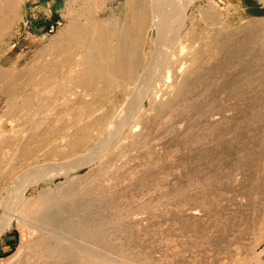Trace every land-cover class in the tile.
I'll list each match as a JSON object with an SVG mask.
<instances>
[{
  "label": "bare ground",
  "instance_id": "bare-ground-1",
  "mask_svg": "<svg viewBox=\"0 0 264 264\" xmlns=\"http://www.w3.org/2000/svg\"><path fill=\"white\" fill-rule=\"evenodd\" d=\"M21 1H23V0H0V44L3 41V38L8 33V31L10 30L14 21H16L15 17H16L17 11L19 9V4L21 3ZM191 1L192 0H146V2H148V6L151 4L149 9L151 10V26H152V29L154 32V36H153V40H152V49H150L149 55H151V53H152L153 45H155L156 43H159V47L155 50L156 52L154 53L153 59H152L151 63L149 64V66L147 67L146 73H144L141 78L139 76H140V73L143 69L142 67H144V66H142V67L140 66V65H142V45H143V41H144V38L146 35V30H147V28H149V23H150V17L148 15L150 13V10H148L147 3L144 2V0H124V6H125L124 9H125L126 15L124 14L125 17L122 20L123 24L121 25L118 23L120 26L113 25V23H112V25L110 24V26L105 27L103 22H101V24H100V23H98L99 21H97V20H93V21L91 20L92 22L90 21V24H87V25H89V27L88 28L85 27V28H87V29H85L82 26H85L86 23L81 22V24H80L78 21H76V19L75 20L70 19L71 21L69 22V24L66 25L67 29L65 30V35H64L65 39L63 40L64 42H62L60 45L56 46L50 53H46L45 56L43 57L44 60H42L40 62H36L35 66L31 67L29 72H26V74L24 72H21L20 69H16L13 66L12 67H3L0 65V102L3 103V106L5 108H8L7 113L5 112V114H8V117L6 118V120H3L4 123H2V124L0 123V125H1L0 126V161H2V163L0 162L1 163L0 165H2V166H0L1 175H2V173L5 175L7 174V171H6L7 165L12 166V162L16 158H19V157L25 158V157L31 155L33 151L40 150L41 147L42 148L45 147L44 150L56 155L57 157L63 156L61 154L66 155V153H67V157L63 156L61 158V160H59V161L69 159V158L74 157L76 155L83 154L87 151L88 152H90V151L96 152L97 148L95 146L89 147L88 149H86L82 152H79L78 154L76 151L77 146H79V144H81L82 140L85 139V136L87 134H89L88 131L91 128H93V127L88 128V126H91V125H89L90 123L88 125H86V124L82 125L81 128L77 127L74 129V131L72 130V132H70V131L68 132L69 127H71V126H67V125L64 126L65 124L62 125V123L59 125L60 127L59 126L57 127V129H55L56 126L54 127V129H52V127H50V124L52 122V115H50V111H48L49 108L46 109V107H49V106H45V108H43L44 104L49 105V103H45L46 101H44V104H43V102H42L44 99H46V97L48 98V96H47L48 93H50L52 91H55V93L61 92L62 88H64V87H65V89L67 88L66 86H63V83H64V82H62L63 78L65 77L67 70L70 67H72L71 64L73 65L76 62L75 64L77 65V61L79 60V58H82V57H84L83 59L85 62L84 63L85 66H87L85 69H83L84 71L82 70V72H83V74H81L82 76L78 77L77 74H75V76L71 75L72 78L76 77V75H77V79H75V80L79 83V84L77 83L78 85H81L80 83L87 84L86 83L87 81H90L89 83L92 85L93 83L91 80H93V81H97V82L99 81V82H101V84L103 82V84H105L107 87L110 88V90H112V89H117L120 85H122V83H124L128 77L130 79V81H128V84L126 85V89L124 91L125 97L129 96V94L131 95L133 90H135V88L136 89L138 88L140 91L142 90V92L147 93L145 101L150 103L149 106L151 104H152V106L154 105V107H153L154 112L151 111L152 108H150V107H152V106L148 107V108H150V110L149 109L148 110L153 112L154 116L153 117L148 116V118H146L147 113H150L149 114L150 116H152L151 115L152 113L149 111L146 113L147 110L146 111L143 110L144 103H145V101H144L141 104L138 111L136 112L135 116L130 121V123L123 130L121 136L116 141H114L111 145H109L107 148H105V146L107 144H110V141H112L116 132L121 127L122 118H119L118 123H116L113 126V128L110 129L108 131V133H106V135H104L98 141V142H100L99 146H101V148H99V151L101 152V154L98 156V158L95 161H93V162L89 161L87 166L96 162V164L98 166H100V168H102L103 166L106 167L107 164L110 163V161H112L111 159L115 156H116L117 161H118V159L120 157V156H118L119 152L122 153V150H125L129 146L128 143H130L129 141H131V139H134L133 138L134 136H136V135L139 136V133L137 132L138 133L137 134L136 131H139V129H140L141 125H139V124H140L141 120H143V121L146 120V121H144V122L142 121V122L147 124V125L153 123L154 117H156V118L158 117V119H162V118L167 117V118H165V119H167L166 121L170 120L168 118H171V119L174 118V120H175V117H174L175 115L173 114L174 110L178 114H183L182 113L183 108H185V109L187 108L186 110L188 112L184 109L187 112V114H186V112L184 114H186L188 116L189 109H192L193 111H195L194 108L197 107L196 108L197 110L195 111V113L199 114V117L202 116L203 118H201V120L203 119L204 123H205V124L201 123L202 124L201 126H203L202 131H204V133L202 134V132L199 129H198V131H200V132H197V131L194 132L195 130L192 131L193 129H191L190 132L185 131L184 129H186L189 126L185 122H184L185 124H181V123H183V121H182L183 116L179 117V120L176 118L179 121V123L175 122V123H177L176 124L177 126L175 125L176 128H173L174 125L172 126L173 129H176L175 131L174 130L173 131L174 132L177 131L176 134H178L180 132H182V133L186 132L185 137H187L188 136L187 134H189L188 137H190V139H188V137H187V139L184 138L185 141L190 140L188 142H190L191 144L193 142L196 145H198V147L202 146L200 148L205 149L204 144L208 143L207 145L209 146V142H210V145L213 144L214 147H215V145L219 146L222 144L223 141L224 142L226 141L225 138H228L229 140H227V141H229V142L230 141L232 142L233 140H235L238 143L240 142L239 145L236 143L238 146H240L241 143L244 145V143L248 142V140L249 141H255L256 140V142H255L256 144H257V140L259 143H260V141H264V138H262V136L258 135L260 132H261L260 134H262V132L264 131V108H263L264 106L262 108H260V106H261L260 101L261 100L264 101V94L263 95L261 94L262 92H264V42H263V44L261 43L260 48L258 47L259 49L258 48L256 49L257 51L254 52V55L250 54V55H252V56H250L252 59L251 58H249V59L245 58V56H247V55H244V58L248 59V60H245V59H244L245 61L241 60L242 64H240V61H239L241 59L240 57H243V54L241 52L244 50V45L250 46L249 45L250 43L255 42L259 38L260 34H258V33H261L262 35H264V30L259 29L262 26H259L258 23L254 22L252 20L249 21L247 24L245 23L246 29L249 30V33L245 32V33H248V35H245L247 37L240 40V45L237 44L238 47L234 48V50L233 49L227 50V51L233 50L232 52H227L226 49H224L225 48L224 47V43H225L224 40H226V35H223V34H225V33H223V34H212V35H210V38L208 36V38H209L208 42L205 40L204 41L197 40L200 37H195L196 39L194 37H191L194 39L188 38L189 41L188 40L184 41L185 39L183 38L182 34L180 35V34H178V32H179L180 26L183 22L184 16H186L185 13H186V9L188 7V4ZM142 3H144L143 6H141ZM174 11H175V13L177 11L180 13V14H178L179 15L178 20H176V17H177L176 14L177 13L175 14V16L173 15ZM79 16H80V14H79ZM147 18H148V20H147ZM207 19H209V18H207ZM118 20H117V22H120ZM111 21H113V20H111ZM114 22H116V21H114ZM173 26L176 27L175 32H173V30H174ZM226 33H228V32H226ZM168 34H170L168 36L169 39H166ZM242 34H244V33H242ZM183 35H184V33H183ZM235 35H236V33L234 34V36ZM188 36H189V34H188ZM176 37L178 38V39H176V44L174 45V47L171 48L170 46H171V43L173 42V38H176ZM236 38H237V36H236ZM227 39H228V37H227ZM233 39H231V40H233ZM262 39H264V38L262 37ZM238 40H235V41H238ZM228 42H229V40H228ZM242 45H243V48H241ZM233 46L235 47L236 45H233ZM252 47H254V49H255V46H252ZM71 48L72 49L77 48L78 53H76L75 51L73 52V50ZM79 48L84 49L83 54L80 53L81 57H79L80 56L79 55ZM213 49H214V51H216V50L219 51L221 53V57L215 64L212 63L210 66H208L207 62L209 63L212 59H214V57H213L211 60H209L211 53L213 56V52H214V51L212 52ZM246 52L248 53V51H246ZM246 52H243V53H246ZM249 52H251V51H249ZM240 53L242 54V56L241 55L239 56L240 59L238 60V62H236L237 60L234 61V62H236L235 66L240 64L239 67L237 68L238 70L236 69L238 71V74L236 73L237 75L235 74V77L231 78L228 81L225 80L227 82H224V83L221 82L220 87L222 84V88H219V87L218 88L220 89V91H221V89H223V91H226V92L231 94V97H228L230 94L227 95V99H223V98H226V96L225 97L220 96L222 98L223 102H229L228 100L232 97L238 98V99L240 98L239 100L237 99V101L243 100V98H244L245 99L244 100L245 102L243 105L244 107L241 106L242 108H244V109H242L243 111L240 110L239 115H237L238 112H236V111L237 110L239 111V108H241L240 106H238L237 110L235 108L236 111L235 110L233 111L230 106H229L230 108L228 106H224V105H227L228 103L227 104L223 103L224 104L223 105L224 107H223L221 105L222 104L221 102H220L221 104L216 103V105H220V106L213 105V106H215V108L220 107L219 109H217V108L215 109L213 106L212 107L215 110H213L212 108H210L211 110H209V108L207 109V107L211 105V102H209L210 99L209 98H208L209 100L205 99L208 96L202 97V95H204L203 94L204 91L208 92V90H207L208 85H210L211 83H214L215 80L218 81L219 79L213 78L214 81L211 83H209L210 82L209 80H211V77L214 74H216L218 71H221L222 68L226 65V63H229L228 62V61H230L229 58H231L232 56H235V55L237 56V54H240ZM149 57L150 56H148V58ZM77 58H78V60H77ZM148 58L146 57V60H145L146 62L149 60ZM231 60H233V59H231ZM80 61H81V59H80ZM146 62H144V63L146 64ZM232 63L233 62H231V64ZM139 66L141 67V69ZM235 66H233V67L235 68ZM138 67H139V69H138ZM79 68H78V70H79ZM71 69L72 68H70V70H69L70 73H71ZM143 71H145V70H143ZM72 74H73V71H72ZM217 74L215 77H217ZM219 74H221V73H219ZM67 77H68L67 79H71V78H69V75ZM89 79H91V80H89ZM59 81H61L62 83ZM64 84L66 85L67 83H64ZM77 84H75V85H77ZM84 84H82V85H84ZM214 86L211 87V89H210L211 91H212V89H214ZM217 86H218V84L216 83V87ZM80 88H81V86H80ZM197 88H199V91L197 90L198 93L196 92ZM215 89H217V88H215ZM95 90H97V89H95ZM70 91H71V89L68 92H70ZM75 91H78V90H75ZM71 92H73V91H71ZM191 92H192V94H191ZM247 92H248V95H245ZM55 93H54V95H55ZM62 93L66 94L67 92H65L63 90ZM62 93H61V95H62ZM75 93H77V92H75ZM75 93L73 92V96L77 95ZM78 93L80 94V92H78ZM209 93L210 92H208L205 95L210 96L212 93H215V92L212 91L211 94H209ZM217 93H219V92H217ZM223 93L225 94V92H223ZM223 93H221V94H223ZM56 94H58V93H56ZM219 95H220V93H219ZM213 96H216L218 98V96L215 94ZM55 97L53 99H56ZM77 97H79V96L77 95ZM35 98H36V101H35ZM83 98H87V97H83ZM83 98H81V99H83ZM51 99H48V100H51ZM59 99H61V98H59ZM214 99H216V98H214ZM214 99H212V102H214L216 100L221 101L220 99H216V100H214ZM78 100H79V98H78ZM86 100L87 99H85V101ZM192 100L195 102L193 103ZM224 100H226V101H224ZM233 100H235V99H233ZM85 101L81 102L82 103L81 107L86 109L88 107V105H90L91 102L87 103L90 100L87 102H85ZM237 101L235 100V102H237ZM48 102H50V101H48ZM235 102H232V103L236 104ZM59 103H61V102H59ZM62 104H65V103L62 102ZM194 104L196 107L193 108L192 106ZM229 104H230V102H229ZM238 104H240V103H238ZM52 105H56L55 102ZM231 105L233 106V104H231ZM240 105H242V103ZM180 108H181V110H180ZM75 109H76V107H75ZM80 113H82V112H80ZM171 114H173L174 116L168 117ZM191 114L192 113H190V115ZM1 116H2V114H1ZM177 116H180V115H177ZM2 117H4V116H2ZM142 117H144V118H142ZM188 117H190V116H188ZM193 117H194V115H193ZM180 118H182V119H180ZM195 118L196 117H194L193 119L195 120ZM59 119H61V118H59ZM74 119H76V118H74ZM158 119H156V121ZM196 119H198V118H196ZM66 120H67V118H66ZM92 120L93 121H90L91 124L94 122V119H92ZM104 120H107V119H104ZM164 120H162L163 122H160V123L164 124V122H166ZM174 120H172V124H173ZM187 120H192V119L189 118ZM0 121H2L1 118H0ZM79 121H81V120H79ZM192 121H191V123H192ZM106 122H108V121H105L104 124H107ZM196 122L198 123V121H196ZM58 123H59V121H58ZM194 123H195V121H194ZM145 124H142V125H145ZM186 124H187L186 128L181 126V125H186ZM166 125H167V123H166ZM151 126H154V125L152 124V125L148 126L147 128H149ZM254 126H258L259 128H262V129H260L261 131L259 130L260 132L258 131L257 132L258 134L253 131L254 133L250 134V136L248 134H247L248 136H244L245 135L244 130H246V128H247V131L249 130V127H251L250 129L254 128V130L256 128L258 129V127H254ZM137 127H138V130H137ZM141 127L146 129V127H144V126H141ZM205 127H207V128H205ZM172 128H171V132H172ZM199 128H201V127H199ZM203 128H205V129L203 130ZM165 129H166V127H165ZM257 129H256V131H257ZM183 130H184V132H183ZM249 131H252V130H249ZM154 132H156V131H154ZM56 133L61 134V135H59L61 137V138H59V141H57V139H56V136H57ZM148 134H150V133H148ZM156 134H158V133H156ZM164 134L170 135V133L167 134L166 132ZM171 134H173V132ZM54 135H55L56 140L54 139ZM178 135L176 137H178ZM170 137H172V136H170ZM183 137H184V135H183ZM144 138H145V136H144ZM155 138L157 139V137H153L152 139H155ZM160 138L161 137L159 136L158 140H160ZM141 139L145 140L143 138H141ZM166 139L170 140V139H168V137ZM236 139H238V140H236ZM135 141H136V139H135ZM160 141L161 142L164 141L163 138ZM160 141H158V142H160ZM131 143H132L131 145H135V144H133L134 142L131 141ZM183 143H184V140H183ZM261 143H263V142H261ZM159 144H161V143H159ZM185 144H186V142H185ZM224 144H226V143H224ZM231 144L232 143H230L228 145H231ZM151 145H154V144H151ZM151 145H150V147H151ZM186 145H188L187 148L190 147L189 143ZM253 145L254 144H252L251 146H253ZM62 146L64 148L65 147L67 148L66 153L65 152L62 153L63 152ZM225 146L226 145H223L222 147H225ZM155 147L156 146H153L151 148L155 149ZM191 147H193V146H191ZM214 147H211V148L214 149ZM37 148H40V149H37ZM218 148H220V147H218ZM228 148H231V147H228ZM149 150H151V149H149ZM149 150H146V151H149ZM242 150H244L243 147H242ZM242 150H240V151H242ZM218 151H220V150H218ZM234 151H235V149H234ZM261 151H264V149ZM158 152L156 151V153H158ZM220 152H216V153H220ZM223 152L224 151H222V153ZM201 153H202V151H201ZM230 153L228 150V154H230ZM234 153H237V152H234ZM246 153H249V155H247V156H250V153L252 154L254 152H251V150H250V152L248 151ZM246 153H245V156H246ZM154 154L155 153H153V155ZM207 154H208V152H207ZM214 154H215V152H214ZM119 155H121V154H119ZM149 155H151V153ZM157 155H155L153 157H149L151 159L149 160L148 164H152L151 168L154 167L153 165H156L155 163H157V165H158V162L161 161V159L159 160L160 157L158 156L159 157L158 158ZM238 156H240V155H238ZM245 156L244 155L241 156V158L244 157L242 160L245 159ZM252 156H254V155H252ZM252 156H250L249 158H252ZM199 157H201V156H199ZM55 158L51 159L50 161H56ZM146 158H147L146 162H148V157H146ZM156 159H158L157 162L155 161ZM262 159L263 158H261V160ZM261 160H259V161H261ZM117 161H114V162H117ZM251 161H254V159H252ZM248 162H246V163H248ZM111 163L113 164V162H111ZM255 163H253V164H255ZM159 164L162 165L160 162H159ZM30 165L27 164L26 167H23L19 170L17 169L18 171H16V170L14 172L12 171V173H10L11 175H9V173H8L9 176H7V178L8 177L9 178L7 179V182L4 181L5 184L0 188V197H2V195L5 193L6 194L5 195L6 200L8 199V202H9V206L4 211V212H9V215L4 216V213L3 214H2V212L0 213V221H1L0 222V230L4 226L2 222H5L3 217L8 216L9 221L6 224V227H9L12 219L15 216H17L18 214H20L21 218H23L24 220L27 221L29 227L31 228V229H29L30 230L29 234H31L30 235L31 237H30V239H28V242L25 246L20 247V248L24 247V249H23V251L21 249L18 252L19 256L15 255L17 257H15L14 260H16V261L13 264H158L157 259L156 260H154L153 258L149 259L145 254L142 255L139 252H138L139 254L137 255L136 254L137 251H136V253H134L133 252L134 249L131 248V250H130V245H128L129 246L128 247L127 245L124 244V241L127 242L126 244H128V243L130 244V241L124 240L123 236L120 237V235H118V237H120L121 239L123 238L121 240V241H123L122 243L120 242V240H119L120 243L118 241L117 242L114 241L115 238L116 239L118 238L117 234H116L117 231L115 233L116 235L111 234L112 232H114L116 229H119V230L121 229L122 231H125L127 233V232H129V228H131V226H129V225L135 223L136 226H142V225H137V224L141 223V220L143 219L141 215H140V217H138L136 215L131 214V212L128 214L127 213L128 210H126L128 204L126 205L125 203H122V204L118 203V201L119 200L121 201V199H122V198L119 199V195H118V194H120V193H118L119 188H121V189L123 188V186L117 188V184L114 181V180H118L116 178L118 176H115L114 180L112 179L114 182L110 181L111 178L110 179L108 178V180L98 182L97 185L92 187L91 185H94L95 184L94 182H93L94 184L86 182V180L84 182V180L79 179L80 176L76 175L75 174L76 172L75 173L72 172L73 173L72 174V173L68 172V170L67 171H65V170L55 171L53 173H50L49 178H45L44 181L50 180V179H53V178H56L59 176H65V178H66L65 181L63 183L56 185V187H53L52 189H50L48 191L46 190L42 195H40V198L36 202H34L35 201L34 200L33 201L34 203L31 202L32 204L31 203L26 204L25 203L26 193L31 188L30 186L28 187V185L32 182L37 183V180H38L37 178H39V177H36L38 174L33 173L31 170H29L27 173H22L23 171L28 169ZM157 165H156V167H157ZM244 166H245V163H244ZM147 167L150 168V166H147ZM248 167H250V166H248ZM97 168L98 167L96 166V169ZM116 168H117V166H116ZM252 168H254V167H252ZM8 170H10V168ZM235 170H237V169H235ZM96 171H98V170H96ZM144 171H146V170H144ZM147 171H149V170H147ZM156 171H158V170H156ZM251 171L253 172L254 170H251ZM248 172H250V171H248ZM92 173H94V172H92ZM251 173H249V174H251ZM261 173H263V170ZM30 174H34V175H30ZM218 174H220V173H218ZM147 175H149V173ZM183 175H184V173H183ZM253 175L255 176L256 174H253ZM257 175H259V174L257 173ZM97 176H99V175H97ZM139 176L144 178L141 175H139ZM167 176H168V173H167ZM186 176H187V174H186ZM31 177H34L36 179H34V178L30 179ZM81 177H82V175H81ZM109 177H110V175H109ZM134 177L135 176L132 177L133 180L135 179ZM140 177H138V178H140ZM256 177H258V176H256ZM146 178H148V177H146ZM252 178H254V177H252ZM260 178H262V177L260 176ZM204 179H205V177H204ZM262 179H264V178H262ZM10 180L13 181V183H15V185L17 186V187L15 186L16 187L15 191H13L12 188L7 187V184L11 182ZM103 180H104V178H103ZM44 181H42V182H44ZM121 181L125 182V181H123L122 178H121ZM165 181H167V180H165ZM200 181H202V180H200ZM117 183H120L119 180ZM127 183H123V184H125L124 186H126ZM131 183L133 184V182H131ZM180 183H182V182H180ZM191 183H192V181H191ZM154 184H156V183H154ZM161 184H162V182H161ZM119 185H121V184H119ZM129 185L130 184H128L126 187L128 188ZM126 187H124V189H126ZM177 187H179V186H177ZM190 187H191V185H190ZM197 187H199V186H197ZM197 187H195V188H197ZM156 188H158V187H156ZM184 188H186V187H184ZM230 188H232V187H230ZM207 189H208V187H207ZM159 190H160V188H159ZM184 190H186V189H184ZM194 190H192L191 192H193ZM202 190H203V188H202ZM189 191H190V189H189ZM203 191H205V190H203ZM154 192H155V190H154ZM181 192L183 193L182 190H181ZM181 192H180V194H181ZM177 193H179V192H177ZM183 194H181V195H183ZM121 195H123V194H121ZM190 195H193V194H190ZM203 195H205V194H203ZM205 196H207V195H205ZM125 198L124 199L127 200V197H125ZM159 198H161V197H159ZM145 199H147V198H145ZM179 199H181V198H179ZM188 200H189V198H188ZM191 201H193V200H191ZM196 201H198V200H196ZM127 203H129V202H127ZM194 203H196V202H194ZM181 204H183V203H181ZM133 205H130V206H133ZM143 205L145 206V204H143ZM192 207H194V205L191 206V208ZM182 208L183 207H181V209ZM111 209L116 210V211L112 210L113 213L112 212L110 213ZM186 209H190V208H186ZM152 210H153V208H152ZM191 210H194V211H191ZM186 211H188V210H186ZM141 212H143V211H141ZM175 212H177V211H175ZM190 212H191V214L197 213L196 208L190 209ZM124 213H126V214H124ZM181 214H183V213H181ZM185 214H187V212ZM157 215H159V214L157 213ZM174 215H177V214H174ZM147 216H145V217H147ZM125 219H126V221H125ZM23 223H24V221H23ZM142 227H144V226H142ZM136 229L137 228H135V231H136ZM137 231H139V230L137 229ZM130 232H133V231L131 230ZM256 232H257L256 233L257 235L255 234L256 239L263 237L264 236V225H263V227L260 228V230H258ZM118 233H120V232H118ZM124 234L125 233H123V235ZM129 234L130 233H128L127 236ZM138 234L136 233L134 235H138ZM139 235L136 237L139 238ZM130 236H131V234H130ZM120 238H118V239H120ZM132 238L134 240V237H132ZM256 241H259V240H256ZM256 241H254V242H256ZM133 242H135V241H133ZM236 242L237 241H235V243ZM229 243H231V242H229ZM248 246H247L248 249H253L251 247L249 248ZM226 247H228V246H225V248ZM233 247H237V246L234 245ZM244 247H245V245H244ZM228 248H230V247H228ZM233 249H236V248H233ZM135 250H137V249H135ZM225 251L222 253H225ZM242 252H244V250ZM242 252H240V253H242ZM250 253H252L251 250H250ZM228 256L231 257L230 254ZM228 256H227V258H229ZM234 257H236V256L234 255ZM250 257H252V256H250ZM253 257H254V255H253ZM223 258L225 259V257H223ZM251 259L256 260L257 258H251ZM228 262H229V260H228ZM248 262H250V260H248ZM251 263H254V262H252V260H251ZM254 264H257V263H254Z\"/></svg>",
  "mask_w": 264,
  "mask_h": 264
},
{
  "label": "rangeland",
  "instance_id": "rangeland-1",
  "mask_svg": "<svg viewBox=\"0 0 264 264\" xmlns=\"http://www.w3.org/2000/svg\"><path fill=\"white\" fill-rule=\"evenodd\" d=\"M144 2H146V0H144ZM146 3H147L148 10H150L149 8H150L151 4L148 6V2H146ZM143 4L144 3H142L141 6H143ZM124 7H125L124 6V0H86V1L85 0H23L19 4V9H18L17 14H16L17 18L15 17L16 21H14L10 30L8 31L6 36L3 38V41L0 44V65L3 67H12L13 66L16 69H20L21 72H24L26 74V72H29L31 67L35 66L36 62H40V61L44 60L43 57L45 56L46 53H50L56 46H58L62 42H64L63 40L65 39L64 38L65 37L64 36L65 30L67 29L66 25L69 24V22L71 20L76 19V21H78L80 24H81V22L86 23L85 26H82L83 28H85V27L88 28L89 25H87V24H90L91 20L92 21L97 20V21H99L98 23H100V24H101V22H103L105 27L110 26V24L112 25V23H113V25L120 26L119 24H121V25L123 24L122 20L124 19L125 15H126ZM175 11L173 12V15L175 16V14L177 13L176 14V16H177L176 20H178V17H179L178 14H180V13L178 11L175 13ZM78 13L80 14V16ZM148 15L150 17V23H149V28H147V30H146V35H145L143 45H142V65H140L141 67L144 66V67H142L143 68L142 71L144 70L145 65H146L144 63V62H146L145 61L146 57L148 58V56H150L149 53H150V49H152V40H153V36H154V32H153V29L151 26V10H150V13ZM185 15L186 16H184L183 22H182L180 29H179V32H178V34H180V35L182 34L183 38L185 39V40L183 39L184 41H187V40L189 41L188 38H191V37H194V38L200 37L197 40H200V41L205 40L208 42L210 35L225 33L223 35H226V40H224L225 41V43H224L225 48L224 49H226V51L228 49L234 50V48H236V47H238V45H240V40L247 37L245 35H248L249 30L246 29V24L249 21L252 20V21L258 23L259 26H262L259 29L264 30L263 29L264 28V26H263L264 25V0H192L188 4ZM207 18H209V19H207ZM111 20H113V21H111ZM117 20L120 22H117ZM147 20H148V18H147ZM114 21H116V22H114ZM175 26H173L174 27L173 32H175V30H176ZM87 28H85V29H87ZM226 32H228V33H226ZM245 32H248V33H245ZM183 33H184V35H183ZM235 33H236V35L234 36ZM242 33H244V34H242ZM188 34H189V36H188ZM258 34H260L259 38L255 42L250 43L249 44L250 46L244 45V50L242 49L243 51L241 52L243 54V57H240L241 59L239 58L240 55L242 56L241 53L237 54V56L234 54L235 56H232L231 58H229L230 59V61H228L229 63H226V65L222 68V70L217 72L218 74L219 73H221V74L218 75L216 73L217 77H215L216 74L213 75L214 77L213 76L211 77V80L213 78H217V79H219L218 80L219 82L217 80L214 81V79L212 81L209 80L210 81L209 83H211L213 81H214V83H211L210 84L211 86L208 85L207 90H208V92H210L209 94H211L212 91L215 93H212L209 96V95H205L208 92L204 91V93H203L204 95H202V97L208 96L205 99H208V98L210 99V100L209 99L208 100H209V102H211V105L208 106L207 109L208 108H209V110H211L210 108H212L213 110H215L216 108L219 109L220 107L215 108V106H220V105H216V103L219 104L220 102L222 103V104L220 103L222 106L224 104L228 103L227 105H224V106H228V107L230 106L233 111L235 110V108L237 110L238 106L244 107L243 106L244 102H245L244 98H243V100H240V101H237L238 98H233V97L230 99L228 98L229 99L228 101L230 102V104H229V102H223L221 97L226 96V98H223V99H227V95H229L230 93L223 91V89H221V91H220L219 88H222V84L220 87L221 82L222 83L227 82L231 78L235 77V74L236 73L238 74L237 68L239 67L240 64H242V61L245 58H248V59L251 58L250 56H252V55H250V54L254 55V52L257 51L256 49L258 47L260 48L261 43L263 44L264 39H262V37L264 38V35H262L261 33H258ZM169 35L170 34L167 35L166 39H169L168 38ZM208 36H209V38H208ZM229 36L230 37L232 36V37L230 38ZM236 36H237V38H236ZM227 37H228V39H227ZM194 38H191V39H194ZM176 39H178V38L177 37L173 38V42L171 43V46H170L171 48L174 47V45L176 44ZM231 39H233V40H231ZM228 40H229V42H228ZM235 40H238L239 42L235 41ZM233 45H236V46L234 47ZM252 46H255V49ZM241 48H243V45ZM72 50H73V52L75 51L76 53H78L77 48H74ZM233 50H230L227 52H232ZM213 51H214V49L212 50V52ZM246 51H248V53ZM249 51H251V52H249ZM83 52H84V49L79 48V55H80L79 57H81L80 53L83 54ZM243 52H246L247 54L243 53ZM244 55H247V56H245V58H244ZM213 57H214V59H212ZM220 57H221V53L217 50L214 51L213 56H212V53L210 54L209 60L212 59L210 61L211 63L207 62V65L210 66L212 63L215 64L220 59ZM83 58L84 57L79 58V60L77 58V60H78L77 65L75 64L76 62L73 65L71 64L72 67L69 66L70 68H72L71 73L69 72L70 68L68 67L69 68L67 70L68 73L66 72L65 77L63 78V81L61 80L62 82L67 83L66 85L63 83V86H66L67 88L66 89H65V87L62 88V91L64 90L67 93L65 94V93H62V91H61V92H56V93H58V94H56L55 91H52V92L48 93V95H47L48 98L46 97L47 100L44 99L42 101L43 104H44V101H46L45 103H49V105L44 104L43 108H45V106H49V107H46V109L49 108L48 111H50V115H52V122L50 124V127H52V129H54L55 126H56L55 129H57V127L61 123H62V125L65 124L64 126H66V125L71 126V127H69L68 132L69 131L72 132V130L74 131V129L77 127L81 128V126L84 124L88 125L90 123L89 125H91V126H88V128L93 127L88 131L89 134H87L85 136V139L82 140L81 144H79V146H77V148H76L77 154L79 152H82V151L88 149L93 144H95V142L99 141L104 135H106V133H108V131L110 129L113 128V126L116 123H118V120L120 118L119 113L121 111V107L125 103L126 98L128 97V96L125 97L124 91L126 89V85L128 84V81H130V79L127 77V80L124 83H122V85H120L117 89H112V90H110L109 87H107L105 84H103V82L101 84V82L98 81L99 82L98 83L97 81H93L91 79H89V80L92 81V83H93L92 85L89 83L90 81H87L86 82L87 84L80 83L81 85H78L79 83L75 79H77V75H78V77L82 76L81 75V74H83L82 70L87 67L84 64L85 62H84ZM80 59H81V61H80ZM231 59H233V60H231ZM248 59H245V60H248ZM238 60L240 61V64L236 65L237 66L236 67L235 64H236V62H238ZM234 61H236V62H234ZM231 62H233V63L231 64ZM233 66H235V68ZM139 67H138V69H139ZM141 67H140V69H141ZM78 68H79V70H78ZM72 71H73V74H72ZM75 74H77L76 77L72 78L71 75L75 76ZM66 75L67 76L69 75V78H71V79H67L68 77ZM225 80H227V81H225ZM61 81H59V82H61ZM215 82L218 84L217 87H216ZM75 84H77V85H75ZM82 84H84V85H82ZM80 86H81V88H80ZM212 86H214V89H212V91H211L210 89ZM215 88H217V89H215ZM70 89L74 93L77 92L75 94H77L79 97H77V95L73 96V92H71V91H70L71 93L68 92ZM95 89H97L98 91ZM75 90H78V91H75ZM197 90L199 91V88L196 89V92H197ZM78 92H80V94ZM217 92H219L220 95ZM223 92H225V94ZM54 93H55V95H54ZM61 93H62V95H61ZM221 93H223V94H221ZM191 94H192V92H191ZM214 94L217 95L218 98L216 96H213ZM261 94L263 95L264 92H262ZM81 95L83 97H87V98H83ZM245 95H248V92ZM54 97L57 100L53 99ZM80 97L83 99H81ZM210 97L212 99H214V98L220 99L221 101L214 99L216 101L213 100L214 102H212V99ZM228 97H231V94ZM59 98H61L62 100ZM78 98H79V100L80 99L81 100L79 101ZM48 99H51V100H48ZM85 99H87V100L85 101ZM233 99H235L237 102H235V100H233ZM83 100L85 102L90 100L87 103L91 102L90 105H88V107L86 109L81 107L82 106L81 102H84ZM35 101H36V98H35ZM48 101H50V102H48ZM53 101L55 102L56 105H52V104H54ZM224 101H226V100H224ZM59 102H61V103H59ZM62 102L65 104H62ZM192 102L194 103L195 101L192 100ZM232 102H235L236 104H234ZM263 102L264 101H262V100L260 101V103H261L260 108H262L264 106ZM238 103H240V104L242 103V105H240ZM149 104L150 103H148L147 101H145V103H144L143 110L144 111L147 110L146 113L150 110V108H152L151 111L154 112V110H153L154 105L152 106V104H151L150 106H152V107H150ZM231 104H233V106ZM213 105H215V106H213ZM75 107H76V109H75ZM148 107H150V108H148ZM192 107L193 108L196 107L195 104ZM242 107L239 108V111L235 110L236 112H238L237 115H239L240 110L243 111L242 109H244V108H242ZM196 108H194L195 111L197 110ZM184 109L185 108H183V112H182L183 114L187 111L186 110L187 108L185 109L186 111ZM7 110H8V108H5L3 106V103L0 102V118L2 120V121H0L1 124L4 123L3 120H6V118L8 117V114H5V112L7 113ZM180 110H181V108H180ZM151 111H149V112H151ZM195 111H193L192 109H189L188 116H190V117H188L186 115L188 111L186 112V114L183 115V114L176 113V111L174 110L173 114L175 116L173 114H171L168 117L174 116L175 120H174V118H172V119L168 118L170 120L166 121L167 119H165V118H167V117L162 118V119H158V117L157 118L154 117L153 123H151L149 125L143 123L146 120H144V121L141 120L139 125L146 127V129L140 126L139 131H136V133L137 132L139 133V136H137L135 134L136 136L133 137L134 139H131V141L134 142L133 144H135V145H131L132 143H131V141H129L130 142V143H128L129 146L125 150H122V153L119 152V154H121V155L118 154V156H120L118 161H117V158L115 156L111 159L112 161H110V163H108L106 167L103 166L102 168H100V166H98L96 164V162H94L93 164L87 166V168L80 169L78 171H75L76 173L75 172H73V173H75L76 175H79L80 176L79 179L84 180V182L86 180V182H89L92 184L95 183L94 185H91L92 187L97 185L98 182L108 180V178L109 179L111 178L110 181H112V182L115 181V183L117 184V188L123 186L122 189L119 188V192H118V193H120V194H118L119 199H121V198L122 199H121V201L119 200L118 203H120V204L125 203L126 205L128 204L127 205L128 209L126 208V210L129 211V212L127 211L128 214L131 212V214L136 215L138 217H140V215H141L143 219L141 220V223H139L137 225H142L144 227L136 226V224L134 223V224L129 225V226H131V228H129V232H127V233L120 229L123 233H125L124 234L125 236L123 235V233L119 229H116L111 234H115L117 231V233H116L117 237H118V235H120V237L123 236L124 240H129L130 244L129 243L126 244L127 243L126 241H124V244L127 246L130 245V250H131V248L134 249V251L132 250L134 253H136V251H137V253H136L137 255L139 253H141L142 255L145 254L149 259H152V258L154 260L157 259L158 264H250L251 260H252V262L257 263V264L258 263L264 264V260H262L258 256V248L261 246V244L264 243V236L256 239V235H257L256 231L260 230V228L263 227V225H264V182H263L264 179H262V178H264V167H263L264 166V151H261L264 149V146H263L264 141H260V143H259L257 140V144H256L255 143L256 140L255 141H249L248 140V142L245 141L247 143V144L244 143L245 146L242 143L240 146H238L240 144V142L238 143L235 140H233L232 142L231 141L229 142V141H227L229 139L225 138L227 142L226 141L222 142L223 145H226L225 147H222L223 145L221 144L219 146L215 145V147H216L215 148L214 145L213 144L210 145V142H209V146L207 145L208 143H206V144L203 143L205 149L200 148L202 146L198 147V145H196L193 142L191 144L190 142H188L190 140L185 141V139H187L189 134H187L188 135L187 137H185L186 132L185 133L180 132V133H178L179 134L178 135V134H176L177 131L174 132L176 129H173V128H176L175 125L177 123H179V121H178L179 117L183 116V119L180 118L183 121V123H181V124L187 123L189 126V127H187V124L181 125L185 128L187 127L186 129H184L185 131L190 132V130L193 129L192 131H194V130H195L194 132H196V131L200 132L201 131L203 134L204 133V131H202L203 126H201L202 124H205L204 120L203 119H202L203 121L201 120V118H203V117L202 116L199 117V114H196ZM80 112H82V113H80ZM153 112H151L152 116L149 115L150 113H147L146 118H148V116L153 117L154 116ZM190 113H192V114L190 115ZM1 114L4 117H2ZM176 114L180 115V116H177ZM193 115H194V117H196L198 119L195 118V120H194ZM59 118H61L62 120ZM66 118H67V120H66ZM74 118H76V119H74ZM142 118H144V117H142ZM189 118L192 119L193 121L187 120ZM92 119H94V122H95V123L93 122L94 124L93 123L91 124V122H90V121H93ZM104 119H107V120H104ZM156 119H158L159 121L158 120L156 121ZM79 120H81V121H79ZM162 120H164L166 122H164V124L160 123V122H163ZM172 120H174L173 124H172ZM58 121H59V123H58ZM105 121H108V122H106L107 124H104ZM191 121H192V123H191ZM194 121H195V123H194ZM196 121H198V123ZM175 122H177V123H175ZM166 123L169 127L166 125ZM142 124H145L146 126L142 125ZM152 124L154 126L147 128L148 126H150ZM172 126H173V128H172ZM165 127H166V129H165ZM199 127H201V128H199ZM254 127H258V126H254ZM171 128H172L173 134H171L172 133ZM205 128H207V127H205ZM205 128H203V130ZM250 128L251 127H249V130H252V131L248 130L249 131L248 132L247 128H246V130H244L245 131L244 136H248V135L250 136V134H252L254 132L257 133L260 129H262V128L258 127V129L256 128L257 129V131H256V129L254 130V128H252V129H250ZM198 129L200 131H198ZM137 130H138V127H137ZM153 130L156 132H154ZM184 130H183V132H184ZM164 131L167 134L170 133V135L164 134L165 133ZM263 132H262V134H260L261 132L259 134L258 133L257 134L262 136V138H264ZM148 133H150V134H148ZM156 133H158V134H156ZM56 135H57L56 139H57V141H59V138H61L59 135H61V134L56 133ZM165 135L170 140H167L166 139L167 137ZM177 135H178V137H176ZM183 135H184V137H183ZM144 136H145V138H144ZM159 136L161 137L160 140H162V138H163L164 141L161 142L160 140H158ZM170 136H172V137H170ZM153 137H157V139L156 138L152 139ZM141 138H143L145 140H142ZM54 139H55V135H54ZM135 139H136V141H135ZM188 139H190V137H188ZM183 140H184V143H183ZM236 140H238V139H236ZM158 141H160V142H158ZM185 142H186V144L189 143V146H190L189 148H187L188 145H186ZM261 142H263V143H261ZM159 143H161V144H159ZM224 143H226V144H224ZM230 143H232V144L228 145ZM251 143L254 144L253 145L254 147L251 146L252 145ZM151 144H154V145H151ZM150 145H151V147L156 146L155 149L151 148ZM191 146H193V147H191ZM211 147H214V149H212ZM218 147H220V148H218ZM228 147H231V148H228ZM242 147L244 150H242ZM238 148L242 151H240ZM37 149H40V148H37ZM44 149H45V147L44 148L41 147L40 150L33 151L31 155H29L25 158L24 157L16 158L12 162V166L7 165V168H6L7 174L5 175L2 173V175H1V173H0V175H1L0 178L2 179V180L0 179V188L5 184L4 181L7 182V179L9 178V177L7 178V176L11 175L10 173H12V171L13 172L15 170L18 171L19 169L26 167L27 164H29V165L31 164L30 166H32V165L37 164V163L50 161L51 159H53L55 157H56L55 158L56 161L61 160V158L63 156L67 157V153H66L67 148L66 147L65 148L63 147V152H62V153L65 152L66 155L61 154L63 156H58V157L56 155L44 150ZM149 149H151V150H149ZM215 149L216 150L218 149L221 152L218 150L216 151ZM234 149H235V151H234ZM146 150H149V151H146ZM228 150H229V153L230 152L232 153V154L230 153L232 156L230 154H228ZM250 150H251V152H254L252 154L250 153V156L254 155V156H252V158H249L250 156H247V155H249V153H246L248 151L250 152ZM156 151L157 152L159 151L158 152L159 154L156 153ZM201 151H202V153H201ZM222 151H224L223 152L224 154L222 153ZM207 152H208V154H207ZM214 152H215V154H214ZM216 152H220L222 155L220 153H216ZM234 152H237V153H234ZM150 153H151V155H149ZM153 153H155V154L153 155ZM245 153H246V156H245ZM152 155L153 156L157 155V157L158 156L160 157V158L158 157L159 160L161 159V161H159V162L162 165H160L159 162H158V165H157V163H155L158 168L156 167V165H153L154 167L151 168L152 164H148L149 160L151 159L149 157H153ZM238 155H240V156H238ZM243 155L245 156L244 160H242L244 157L241 158V156H243ZM199 156H201V157H199ZM146 157H148V162H146L147 161ZM260 157L263 159L261 160ZM252 159H254V161H251ZM157 160L158 159H156L155 161L157 162ZM259 160H261V161H259ZM114 161H117V162H114ZM0 162L2 163V161H0ZM111 162H113L114 165ZM246 162H248V163H246ZM244 163H245V166H244ZM253 163H255V164H253ZM146 165L150 166L151 169L149 167H147ZM0 166H2V165H0ZM96 166L98 167L97 169H96ZM116 166H117V168H116ZM248 166H250L251 168L252 167H254V168L251 169ZM9 168H10V170H8ZM235 169H237V170H235ZM96 170H98V171H96ZM144 170H146V171H144ZM147 170H149V171H147ZM156 170H158V171H156ZM251 170H254V171L252 172ZM262 170H263V173H261ZM248 171H250V172H248ZM92 172H94V173H92ZM8 173H9V175H8ZM148 173H149V175H147ZM167 173H168V176H167ZM183 173H184V175H183ZM218 173H220V174H218ZM249 173H251V174H249ZM257 173L259 175H257ZM186 174H187V176H186ZM253 174H256V175L254 176ZM81 175H82V177H81ZM97 175H99V176H97ZM109 175H110V177H109ZM139 175L143 176L144 178L140 177ZM115 176H118L116 178L119 180L120 183H117L118 180H114ZM133 176H135L134 180L132 179ZM256 176H258V177H256ZM260 176L262 178H260ZM138 177H140V178H138ZM146 177H148V178H146ZM204 177H205V179H204ZM252 177H254V178H252ZM103 178H104V180H103ZM121 178L125 182H122ZM65 179H66L65 176H59V177L41 182L34 187H31L26 193L25 203L29 204L31 202L32 203L36 202L40 198V195H42L46 190L48 191V190L52 189L53 187H56V185L63 183L65 181ZM165 180H167V181H165ZM200 180H202L203 182ZM191 181H192V183H191ZM131 182H133V184ZM161 182H162V184H161ZM180 182H182V183H180ZM123 183H127V185L128 184H130V185L127 188L126 187L127 185L124 186L125 184H123ZM154 183H156L157 185ZM119 184H121V185H119ZM190 185H191V187H190ZM177 186H179V187H177ZM197 186H199V187H197ZM124 187H126V189H124ZM156 187H158V188H156ZM184 187H186V188H184ZM195 187H197V188H195ZM207 187H208V189H207ZM230 187H232V188H230ZM159 188L162 192L159 190ZM202 188L205 191H203ZM184 189H186V190H184ZM189 189H190V191H189ZM154 190L156 193L154 192ZM181 190L183 191V193L185 195L181 192ZM192 190H194L195 192L194 191H193L194 193L191 192ZM177 192H179V193H177ZM180 192L183 195H181ZM121 194H123V195H121ZM190 194H193V195H190ZM203 194H205L207 196H205ZM123 197L124 198L127 197V200H125L126 198L124 199ZM159 197H161V198H159ZM145 198H147V199H145ZM179 198H181V199H179ZM188 198H189V200H188ZM191 200H193V201H191ZM196 200H198V201H196ZM127 202H129V203H127ZM194 202H196V203H194ZM181 203H183V204H181ZM0 204H1V197H0ZM143 204H145V206ZM130 205H133V206H130ZM193 205H194V207L191 208V206H193ZM181 207H183L184 209L183 208L181 209ZM152 208H153V210H152ZM186 208H190V209L196 208L197 213L191 214L190 209H186ZM112 210L113 209L110 210V213L112 212ZM186 210H188L189 212ZM113 211H116V210H113ZM141 211H143V212H141ZM175 211H177V212H175ZM185 211L187 212V214H185L186 213ZM191 211H194V210H191ZM157 213L159 215H157ZM181 213H183V214H181ZM124 214H126V213H124ZM174 214H177V215H174ZM145 216H147V217H145ZM23 221H24V223H23ZM125 221H126V219H125ZM134 227L137 228L139 231H137V229L135 231ZM29 229H31V228L29 227L27 221L24 220L23 218H21L20 214H18L17 216H15L12 219L9 227H7L5 229L6 231L3 232V234L0 238V264H13L16 261V260H14L15 257H17L15 255H18L19 254L18 252L21 249L23 251L24 247L23 248H20V247L25 246L28 242V239H30V237H31L30 236L31 234H29L30 233ZM131 230L133 232H130ZM118 232H120V233H118ZM135 232L137 234L138 233L140 234V235L138 234L139 238L136 237L138 235H134V234H136ZM128 233H130L131 236H130V234L127 236ZM120 237H118V238H120ZM132 237H134V240ZM118 238L117 239L115 238L114 241L119 242V240H120V242L122 243L123 241H121V240L123 238L122 239L121 238L118 239ZM256 240H259V241H256ZM133 241H135V242H133ZM235 241H237L236 242L237 244L235 243ZM254 241H256V242H254ZM229 242H231L232 244ZM234 245L237 247H233ZM244 245H245V247H244ZM225 246H228L230 248H228V247L225 248ZM247 246L249 248L251 247L253 249H248ZM231 248L232 249L236 248V249L232 250ZM135 249H137V250H135ZM240 249L242 251L244 250V252H242ZM250 250L252 251L253 254L250 253ZM224 251H225V253H222ZM240 252H242V253H240ZM228 253L231 255V257L228 256L229 255ZM234 255L236 257H234ZM253 255H254V257H253ZM227 256L229 258H227ZM250 256H252V257H250ZM223 257H225V259ZM251 258H257V259L255 260V259H251ZM228 260H229V262H228ZM248 260H250V262H248ZM254 263H251V264H254Z\"/></svg>",
  "mask_w": 264,
  "mask_h": 264
},
{
  "label": "water",
  "instance_id": "water-1",
  "mask_svg": "<svg viewBox=\"0 0 264 264\" xmlns=\"http://www.w3.org/2000/svg\"><path fill=\"white\" fill-rule=\"evenodd\" d=\"M159 47V43H156L155 45H153V50L152 53L149 57V60L146 63V67H145V71H142L140 74V78L143 76L144 73H146L147 71V67L149 66V64L151 63L154 53L156 52L155 50ZM140 80V79H139ZM136 87V86H135ZM147 96L146 92H142V90L140 91L138 88L135 90H133V92L131 93V95H129L126 98L125 103L122 105L121 107V111H120V118H122V123H121V127L119 128V130L116 132L115 136L113 137L112 141H110V144H107L105 146V148H107L109 145H111L114 141H116L122 134L123 130L126 128V126L130 123V121L132 120V118L135 116L136 112L138 111V109L140 108L141 104L145 101V98ZM100 142H95V144H93L91 147L95 146L97 148L96 152L90 151V152H85L83 154L80 155H76L74 157H71L69 159L66 160H62V161H47V162H41V163H37L32 165L31 167H29L28 169H26L25 171H23L22 173H27L29 170H31L33 173H37L38 175L36 177L37 178V183L32 182L28 185V187H34L37 184L41 183L42 181H44L45 178H49V174L53 173L55 171H62L65 170L70 173L78 171L80 169L83 168H87V164L89 163V161H95L98 156L101 154V152L99 151V148H101V146H99ZM104 148V149H105ZM104 151V150H103ZM30 175H34V174H30ZM34 177H31L30 179H33ZM36 179V178H34ZM15 183H13V181H11L10 183L7 184V187L12 188L13 191L16 190L15 187ZM6 194L4 193L1 197V204H0V213L2 212V214L4 213L5 215H9V212H4L7 207L9 206V202L8 199L6 200ZM7 217V218H6ZM3 217L5 222L3 223V227L0 230V238L3 234V232L5 231L6 224L9 221L8 216ZM1 222V221H0ZM1 223V224H2ZM2 226V225H1Z\"/></svg>",
  "mask_w": 264,
  "mask_h": 264
},
{
  "label": "built area",
  "instance_id": "built-area-1",
  "mask_svg": "<svg viewBox=\"0 0 264 264\" xmlns=\"http://www.w3.org/2000/svg\"><path fill=\"white\" fill-rule=\"evenodd\" d=\"M258 256L264 260V243L258 248Z\"/></svg>",
  "mask_w": 264,
  "mask_h": 264
}]
</instances>
